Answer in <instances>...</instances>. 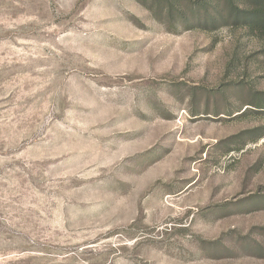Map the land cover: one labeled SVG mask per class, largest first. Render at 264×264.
Here are the masks:
<instances>
[{"label":"rangeland","instance_id":"374dc122","mask_svg":"<svg viewBox=\"0 0 264 264\" xmlns=\"http://www.w3.org/2000/svg\"><path fill=\"white\" fill-rule=\"evenodd\" d=\"M152 5L0 0V264H264V48Z\"/></svg>","mask_w":264,"mask_h":264},{"label":"trees","instance_id":"16d2710c","mask_svg":"<svg viewBox=\"0 0 264 264\" xmlns=\"http://www.w3.org/2000/svg\"><path fill=\"white\" fill-rule=\"evenodd\" d=\"M151 2L157 7L156 13L158 15L165 13L171 23L177 18L183 19V22H190L189 19L193 21L211 19L214 22L217 18H224L230 23H239L247 28L264 48V0H151ZM185 9L190 13L187 14ZM256 98L250 104L254 103L264 108L260 102L263 98L259 97L258 100Z\"/></svg>","mask_w":264,"mask_h":264}]
</instances>
